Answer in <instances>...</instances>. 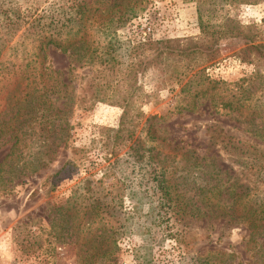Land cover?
<instances>
[{
	"label": "rangeland",
	"instance_id": "rangeland-1",
	"mask_svg": "<svg viewBox=\"0 0 264 264\" xmlns=\"http://www.w3.org/2000/svg\"><path fill=\"white\" fill-rule=\"evenodd\" d=\"M53 1L0 0V78L10 72V63L33 54L35 36L28 24L34 17L30 18L26 8L30 7L32 13L40 4L38 15L42 9L48 11ZM11 2L20 6L23 20L29 23L20 27L10 40ZM144 8L138 17L117 28L114 34L123 53L128 44L147 43L140 51V59L144 60L155 54L148 43L174 40L182 47L199 41L203 37L199 27L201 12L203 24L208 27L207 39L211 40L212 50H216L217 55L197 71L203 69L208 81L219 83V89L211 98L215 108L211 107L209 94L195 101L197 110L185 108L189 96L180 92L190 75L179 80L182 76L174 71V62L170 69L162 63H153L144 71L140 68L136 78L142 91L133 96L134 107L129 111V129L134 130L129 145L135 141H141L143 147L151 145L141 129L145 119L156 117L160 148L169 162L144 167L128 157L127 148L110 157L108 151L112 148H105L103 130L117 129L125 95H114L111 104L89 106V94L82 90L91 66H84L83 60L70 72L69 68L76 63H72L67 54L48 47L44 65L62 74V81L69 84L67 99L59 103L66 111L64 122L56 128L57 132L62 131L61 142L52 163L34 176L10 184V175H5L8 168L0 174V264H110L111 260L115 264L256 263L258 251L245 227L200 216L201 211H205L197 192L201 180L191 182L197 174L194 172L191 176L188 167L193 157L211 159L214 165H210L207 173L214 168L222 173L223 181L231 183L235 178L240 179V168L218 146L210 144L206 129L216 125L232 134L250 137L237 130L235 114L222 110L220 103L228 98V91L238 89L237 85H243V89L253 85L251 90L259 85L264 89V78L263 85L260 79H254L256 72L264 77V60L246 63L236 55L241 48L239 45L246 42L251 33L256 43H264V0L231 5L210 0H201V3L198 0H146ZM89 35L91 39H102L94 30ZM176 65L181 69L186 61L180 60ZM3 81L4 94L0 98H5V93L10 91L9 81ZM262 93L264 90L256 97ZM78 97L84 99L82 104L79 102L80 106ZM139 111L142 116L137 115ZM9 150L10 144L0 148V163ZM186 152L192 153L191 157L185 156ZM160 175L174 180L179 191L184 192L182 202L188 203L180 205L184 212L163 214L157 206L146 204L148 198H140L138 185ZM94 199H101L103 221L110 218L109 221L115 222L109 233L114 232L118 248L110 259L93 254L88 248L92 243L84 242L88 233L107 237L108 233L96 230L104 228L105 223L91 229L84 227L79 235L66 232L58 224L71 214L68 206L81 203L84 209L94 203ZM111 201L117 203L113 213L108 209ZM62 206L65 211L56 212ZM106 225L108 229L110 225ZM99 246L102 254L105 242Z\"/></svg>",
	"mask_w": 264,
	"mask_h": 264
},
{
	"label": "trees",
	"instance_id": "trees-1",
	"mask_svg": "<svg viewBox=\"0 0 264 264\" xmlns=\"http://www.w3.org/2000/svg\"><path fill=\"white\" fill-rule=\"evenodd\" d=\"M210 1L229 5L249 2V0ZM198 3H201V0H198ZM145 4L146 0H54L48 11L42 9L38 15L40 4L36 5L32 13L30 7L26 8L25 12L31 15L30 18L34 17L29 23L27 19L23 20L20 6L11 2L10 40L20 27L28 23L35 38L33 54L28 58L21 57L16 63H10V72L1 75L0 78V96L4 94L3 80L10 83V91L5 93L7 94L5 98H0V148L10 144L8 154L0 163V174L8 168L5 175H10V184L15 180L32 177L38 170L52 163L61 142L62 131L59 129L57 132L56 128L64 122L66 111L64 107H59V103L67 99L69 84L62 81V74L44 65L48 47L67 54L71 62L76 63V66L69 68L70 72L76 70L77 65L83 60L84 66H91L82 90L89 94L91 100L89 106L98 103L111 104L114 95L121 93L125 95L117 129L103 130L105 148L109 146L112 148L108 151L110 157L116 156L117 151L127 148L128 157H132L144 167L147 164L163 165L169 162L168 156L163 155L160 148L161 139L156 133L159 121L154 122L156 117L145 119L141 129L146 141L151 145L143 147L141 141L129 145L134 135V130L129 129V111L134 107L133 96L142 91L140 85H137L136 78V71L140 68L144 71L153 63H162L170 69L174 62V71L182 76L178 78L179 80L190 75L189 81L182 86L180 92L189 96L185 108L188 111L197 110L195 101L200 99L199 96L207 94L211 107L215 108L211 98L219 89V83L208 81L204 77L203 69L197 71L198 67L211 62L217 55L216 50H212L211 40L207 39L208 27L203 24L201 12L199 27L204 38L199 41L182 47L174 40L148 43V47H152L155 53L148 60L140 59L141 48L147 43H139L136 46L128 44L122 48L124 53L122 52L121 44L114 36L115 31L138 17L144 11ZM93 30L101 34V40L91 39L89 32ZM253 36L251 33L246 38L248 40L239 45L241 48L236 55L242 62L264 60V43H256ZM180 60L186 61V65L181 69L176 65ZM263 78L260 73L254 74V79H260L261 85ZM242 86L237 85L238 89L235 87L234 91H228V98L220 105L222 110L235 114V122L239 125L237 130L250 137L232 134L216 125L206 129L210 144L218 146L232 158V163L240 168V179L235 178L231 183L223 181L222 173L214 168L211 173H207L210 165H214L211 159L206 161L193 157L188 168L191 169L190 175L194 172L197 174L196 178L192 177L191 182H195L194 179L201 180L197 192L205 211H201L200 216L223 219L245 227L250 232V241L255 245L256 252L258 251L255 264H264V93L256 97L257 93L263 92L264 89L259 85H256L254 90H251L253 85L244 89ZM78 100V104L79 102L82 104L84 99L78 97ZM137 115L142 116L140 111ZM189 155L191 157L192 153H185V156ZM115 162H118V158ZM175 183L165 175L146 179L138 185L141 191L140 198H148L146 204L157 206L163 214H168L169 211L184 212L180 205L187 206L188 203L182 202L184 192L179 191ZM88 192L91 193L92 190ZM100 200L94 199V203H89L84 209H81V203H76L73 207L68 206V212L71 214L66 219L58 221V224L62 229L65 228L66 232L71 231L79 235L84 227L91 229L94 225L100 226L105 223L104 228L97 227L96 230L108 233L107 237L88 233L84 242L92 243L88 248L93 254L110 259L118 248L116 238L113 237L114 232L109 233L115 222L109 221L110 218L103 221L104 211ZM111 205H108V209L110 208L113 213L117 203L111 201ZM64 211L63 206L56 209L60 214ZM105 214L109 216V213ZM107 223L110 225L108 229ZM103 242L106 249L101 254L99 245ZM111 261L110 264H115L113 260ZM199 264L208 262L201 261Z\"/></svg>",
	"mask_w": 264,
	"mask_h": 264
}]
</instances>
